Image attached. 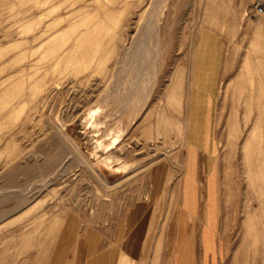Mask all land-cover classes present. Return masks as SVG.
I'll list each match as a JSON object with an SVG mask.
<instances>
[{
  "label": "rangeland",
  "instance_id": "rangeland-1",
  "mask_svg": "<svg viewBox=\"0 0 264 264\" xmlns=\"http://www.w3.org/2000/svg\"><path fill=\"white\" fill-rule=\"evenodd\" d=\"M0 214V264H264V0H0Z\"/></svg>",
  "mask_w": 264,
  "mask_h": 264
},
{
  "label": "bare ground",
  "instance_id": "bare-ground-1",
  "mask_svg": "<svg viewBox=\"0 0 264 264\" xmlns=\"http://www.w3.org/2000/svg\"><path fill=\"white\" fill-rule=\"evenodd\" d=\"M147 16V15H146ZM155 17V16H154ZM149 18V17H148ZM148 18H146V19H148ZM152 19V18H151ZM156 20V19H155ZM148 21V20H147ZM152 21H154V19L152 20ZM158 20H156V22H157ZM143 22V21H142ZM152 23H154V22H151V21H149L148 23H146V25H145V27L143 28V30H141V35H140V37L138 36L137 38H136V45L132 48L133 50V54H135L136 56L139 54V55H141L140 56V60L141 59H144V57L145 56H142V54H144V52L147 50V48L146 49H144V48H140L139 46H140V44L142 45L143 43H144V40L142 39V37H145V39H152L151 41H153V39L156 37V30H157V28H155V26L152 24ZM157 26H158V24H157ZM142 29V28H141ZM140 34V32H138V35ZM157 34H160V33H158L157 32ZM137 36V35H136ZM157 39V38H156ZM148 40V41H149ZM158 40V39H157ZM146 41V40H145ZM150 41V42H151ZM158 43H159V41H157ZM147 43V42H146ZM149 43V42H148ZM152 44V43H151ZM157 46V45H156ZM153 48L154 49H156L155 47H154V45H153ZM151 49H152V46H151ZM156 52V51H155ZM138 53V54H137ZM146 53H148V52H146ZM145 53V54H146ZM157 53V52H156ZM150 54H152L151 52H150ZM150 56V55H149ZM148 56V57H149ZM152 56V55H151ZM139 57V56H138ZM125 58V57H124ZM132 58V57H131ZM131 58H128L127 59V61H128V63L129 62H131V61H129V59L130 60H132ZM154 59H155V56H154ZM123 60H125V59H123ZM134 60V59H133ZM132 60V61H133ZM137 59H135V61H136ZM139 60V59H138ZM145 60V59H144ZM125 61H123V63H124ZM144 62V61H143ZM132 63V62H131ZM136 63H138V62H136ZM140 63V62H139ZM146 63V65H147V62H145ZM144 63V64H145ZM149 63V62H148ZM148 65H150V64H148ZM136 66H138L137 64H136ZM135 67V66H134ZM139 68V67H138ZM137 69V68H136ZM144 69H146V68H144ZM149 69V68H148ZM125 70H126V68H125ZM141 70V68H139V72H141L140 71ZM127 71H128V69H127ZM129 72V71H128ZM131 72V71H130ZM129 72V73H130ZM133 72V71H132ZM131 72V73H132ZM138 72V71H137ZM131 168V167H130ZM122 169V168H121ZM116 171V170H115ZM2 214H0V216H1Z\"/></svg>",
  "mask_w": 264,
  "mask_h": 264
},
{
  "label": "built area",
  "instance_id": "built-area-1",
  "mask_svg": "<svg viewBox=\"0 0 264 264\" xmlns=\"http://www.w3.org/2000/svg\"><path fill=\"white\" fill-rule=\"evenodd\" d=\"M257 10H258V12L262 13L263 12V7L261 5H258Z\"/></svg>",
  "mask_w": 264,
  "mask_h": 264
}]
</instances>
